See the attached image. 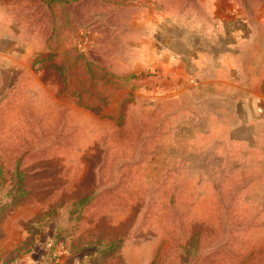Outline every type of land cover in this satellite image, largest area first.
<instances>
[{"label": "rangeland", "instance_id": "374dc122", "mask_svg": "<svg viewBox=\"0 0 264 264\" xmlns=\"http://www.w3.org/2000/svg\"><path fill=\"white\" fill-rule=\"evenodd\" d=\"M239 36L264 71V0H0V225L95 210L129 264H264V129L225 139L194 61Z\"/></svg>", "mask_w": 264, "mask_h": 264}, {"label": "crops", "instance_id": "0c3cea01", "mask_svg": "<svg viewBox=\"0 0 264 264\" xmlns=\"http://www.w3.org/2000/svg\"><path fill=\"white\" fill-rule=\"evenodd\" d=\"M240 13L242 16L245 14L243 10ZM245 25L250 27L249 23ZM6 39L16 42L15 37ZM247 41L241 36L232 39L220 37L214 40L216 44L210 43L200 49L195 46L194 54L198 69L204 60H210L209 68L202 70L211 72L212 91L223 93L224 99L221 100L225 105L215 109L219 113L210 115L211 122L217 120L215 124L221 126L224 121L227 129L225 139L240 143L249 141L258 133V128L259 131L264 129V71L256 68V73H252L254 68L248 64L252 58L249 59L248 52L243 49ZM90 212H82L77 218H67L68 226L66 224L51 233L43 230L32 233L22 227L19 217L4 218L0 225V264H129L123 251L129 238H120V234L113 229V223L111 232H108L102 225V214H97L95 210ZM8 219H13L12 231L16 235L3 244ZM102 227L104 230H101ZM116 240L119 242L114 251L102 256V248ZM153 256L150 250L142 264H150Z\"/></svg>", "mask_w": 264, "mask_h": 264}, {"label": "trees", "instance_id": "16d2710c", "mask_svg": "<svg viewBox=\"0 0 264 264\" xmlns=\"http://www.w3.org/2000/svg\"><path fill=\"white\" fill-rule=\"evenodd\" d=\"M34 62H35V60H34ZM21 180H22L21 173H20V171H19L17 168H15V170H14L13 184L11 185V188H14L15 194H14V197H13V199H12V201H11L10 204H3V205H2V208H1V209H2V212H3V213H5V211H7L12 205L16 204V203L19 201L20 197H21L22 195H24V192H25V191L22 189ZM89 201H90L89 198H83L82 200L79 199V202H78V203H80V204H79L80 207H81V206L83 207V206L86 205ZM3 210H4V211H3ZM80 213H81V209H80V211H78V212L76 213V215L79 216ZM2 217H3V214L0 215V219H1ZM118 242H119V240H116V242L113 243V244H106V245L102 248V252H103V255H102V256H104V255H106V254H109V253H111L112 251H114V249H115V247L117 246V243H118Z\"/></svg>", "mask_w": 264, "mask_h": 264}]
</instances>
